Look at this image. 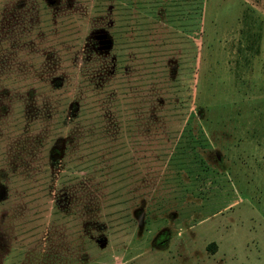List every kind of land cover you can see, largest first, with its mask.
<instances>
[{"label": "rangeland", "instance_id": "rangeland-1", "mask_svg": "<svg viewBox=\"0 0 264 264\" xmlns=\"http://www.w3.org/2000/svg\"><path fill=\"white\" fill-rule=\"evenodd\" d=\"M129 1L0 0V264H264V0Z\"/></svg>", "mask_w": 264, "mask_h": 264}, {"label": "trees", "instance_id": "trees-1", "mask_svg": "<svg viewBox=\"0 0 264 264\" xmlns=\"http://www.w3.org/2000/svg\"><path fill=\"white\" fill-rule=\"evenodd\" d=\"M95 1H101V0H95ZM102 4H104L105 7H103L102 10L98 11V14L101 15H107L108 12H112V10H115L119 13V10L121 11V13L124 14L125 21H128L127 25L128 28L126 29L127 32H133V30H135V26L139 23V20L137 18V16H135V7L134 4H136L134 1H129L128 5L123 6V4L119 3L120 1L117 2V0H102ZM164 3V1H162ZM101 4V5H102ZM131 4V5H130ZM167 7V5H166ZM105 8V9H104ZM122 8L125 10V13L123 12ZM164 16H166L165 10L162 11ZM161 13V12H160ZM138 15V14H137ZM162 16V15H161ZM135 17V19L133 18ZM151 17L146 18L148 21H154L153 19H150ZM156 18V17H155ZM150 23V22H149ZM150 25V24H149ZM119 26V25H118ZM116 50L118 51V47H117V41H116V37L113 33H108L105 31H98L94 34H92V39L91 41H87V45L85 47V57H84V65L86 66L87 63L90 60V57L96 53V51H98L99 53L102 54L104 59L109 58L112 55V52ZM131 54V53H130ZM120 52L119 53H115L114 55V59L112 61V67L109 71V69H104V71H102V76L106 77L109 79V76L112 75H116L120 70H122V59L120 57ZM84 66V67H85ZM79 109V108H78ZM78 109L77 107H72V109L70 110H74L71 114L72 118H77L79 113H78ZM64 155H62V153H55V159L56 160H60L63 158Z\"/></svg>", "mask_w": 264, "mask_h": 264}]
</instances>
